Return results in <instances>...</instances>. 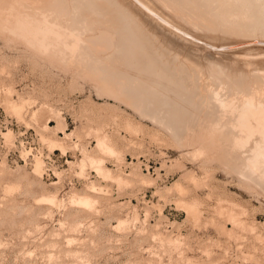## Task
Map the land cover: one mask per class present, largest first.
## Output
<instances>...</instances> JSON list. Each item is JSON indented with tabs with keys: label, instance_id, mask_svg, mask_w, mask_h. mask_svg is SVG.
<instances>
[{
	"label": "rangeland",
	"instance_id": "374dc122",
	"mask_svg": "<svg viewBox=\"0 0 264 264\" xmlns=\"http://www.w3.org/2000/svg\"><path fill=\"white\" fill-rule=\"evenodd\" d=\"M52 1L0 0V264H264L259 134L235 111L264 103V3ZM17 13L73 49L39 51Z\"/></svg>",
	"mask_w": 264,
	"mask_h": 264
},
{
	"label": "bare ground",
	"instance_id": "6f19581e",
	"mask_svg": "<svg viewBox=\"0 0 264 264\" xmlns=\"http://www.w3.org/2000/svg\"><path fill=\"white\" fill-rule=\"evenodd\" d=\"M12 1V0H11ZM15 1V0H14ZM19 1V0H18ZM53 1H55V0H53ZM53 1H52V3H53ZM57 1V0H56ZM65 1V0H64ZM74 1V0H73ZM77 1V0H76ZM94 1V0H93ZM110 1V0H109ZM108 1V2H109ZM112 1V0H111ZM110 1V2H111ZM251 1H256V2H261V3H264V0H251ZM60 2H61V0H60ZM66 2V1H65ZM78 2H79V0H78ZM78 2H77V4H78ZM87 1H83V2H80L79 3V5L80 4H83V3H86ZM102 2H103V4H102V6L100 5V3L98 4H96V6L93 4V8H94V6L97 8L98 7V5H100V7H101V9L98 7L97 9L98 10H101V14L99 13V16L100 15H102V14H104L105 15V13H103L104 11H106V10H103V9H105V7H103V6H105L104 5V2H107V0H105V1H103L102 0ZM32 3V2H31ZM62 3H63V1H62ZM75 3V2H74ZM88 3V2H87ZM86 3V4H87ZM90 3H96V2H91L90 1ZM13 4V3H12ZM72 4V3H71ZM77 4H74V5H77ZM85 4V5H86ZM89 4V3H88ZM19 5V4H18ZM24 5V4H23ZM29 5V4H28ZM58 5V4H57ZM108 5V4H107ZM9 6H10V4H9ZM26 6V5H25ZM63 6V5H62ZM65 6V5H64ZM87 6V5H86ZM88 6H90L91 7V5H88ZM13 7V6H12ZM30 7H31V5H30ZM48 7V6H47ZM72 7H73V4H72ZM81 7V6H80ZM85 7V6H84ZM84 7H82V8H84ZM91 7V8H92ZM102 7H103V9H102ZM106 7H108V6H106ZM150 7V6H149ZM6 8V7H5ZM53 8V6L51 7V9ZM56 8H57V6H56ZM82 8H80V9H82ZM88 8V7H87ZM92 8V9H93ZM96 8H94L93 10H90L89 9V11H91L92 13L94 12V16L97 14V12H98V10L96 11L95 9ZM10 9V8H9ZM13 9V8H12ZM29 9V8H28ZM39 9V8H38ZM44 9V8H43ZM59 9H62V7H60ZM32 10V9H31ZM49 10H50V8H49ZM48 10V11H49ZM73 10V9H72ZM103 10V11H102ZM12 11V10H11ZM37 11V10H36ZM40 11V10H39ZM44 11V10H43ZM51 11V10H50ZM58 10H56V12H57ZM63 11V10H62ZM76 11V10H75ZM85 11H86V14H87V11H88V9L86 10V8H85ZM10 12V11H9ZM46 12H47V10H46ZM60 12V11H59ZM58 12V13H59ZM64 12V11H63ZM68 12V11H67ZM95 12H96V14H95ZM107 12V11H106ZM11 13V12H10ZM44 13V12H43ZM66 13V12H65ZM73 13H75V12H73ZM89 13V12H88ZM37 14V13H36ZM49 14V13H48ZM64 14V13H63ZM53 15V14H52ZM73 15V14H72ZM78 15V14H77ZM87 15H90V14H87ZM98 15V14H97ZM10 16H12V15H10ZM9 16V18H12V20H10L9 22L11 23H9L8 21L4 24V26L3 27H5V25L7 24V23H9L10 24V27H9V25L6 27V28H10V29H12V33H15V31H17L16 32V34L19 32L20 33V35H22L23 36V38L24 39H26V41L27 42H31V44L32 45H34L35 46V48L36 49H40L39 51H41V49H43V51L45 50V51H47L48 53H49V50L52 52V51H54V50H56V52H55V54L57 53H59V54H64L63 52L64 51H66L67 49H73L72 47L74 46V42L71 40V42H67L68 41V39H67V41H65V39L63 38L64 37V35L65 34H62L61 32H59L58 30H55V29H53L52 27H51V25H53V27H54V23L52 24V23H50L46 18V16L44 15V14H42V17H43V20L44 21H38V20H36V18L35 19H33V18H30V17H28L27 15H22V14H15V15H13V17H10ZM50 16V15H49ZM56 16V15H55ZM58 16V15H57ZM80 16V15H79ZM81 16H84V15H82L81 14ZM80 16V17H81ZM8 16L5 14V16H4V18H6L7 20H8V18H7ZM46 17V18H45ZM78 17V16H77ZM85 17H86V15H85ZM90 17V16H89ZM93 16H91V18H92ZM3 18V19H4ZM52 18V17H51ZM74 18V17H73ZM84 18V17H83ZM88 18V17H87ZM90 18V19H91ZM115 18V17H114ZM118 18V17H117ZM117 18L116 19H114L115 21H119L120 22V20L121 19H119V20H117ZM6 19H4V20H6ZM49 19V18H48ZM55 19V18H54ZM62 19V18H61ZM69 19V18H68ZM77 19V18H76ZM80 19V18H79ZM86 19V18H85ZM90 19H89V21H90ZM96 19V18H95ZM72 20V19H71ZM93 20V19H92ZM113 19H112V21H114ZM77 21H78V19H77ZM81 21L83 22V20L81 19ZM111 21V22H112ZM122 21V20H121ZM80 22V21H79ZM85 22V21H84ZM119 22L118 23H111L112 25H117V24H119ZM57 23V22H56ZM55 23V24H56ZM86 23V22H85ZM84 23V24H85ZM91 23V22H90ZM96 23H98V22H96ZM126 23V22H125ZM120 24H122V25H124L125 26V24H124V22H120ZM117 25V27L116 28H118V26H122V25ZM76 24L74 23V26H75ZM88 25H89V23H88ZM127 25L128 24H126V28L124 27V29H123V27H119V29H117L118 31H116V33L117 34H120V31L122 32V31H124L125 29H126V31L127 32H129V30L131 29V27H129V30H128V28H127ZM132 26V25H131ZM1 27V26H0ZM56 27V26H55ZM77 27H78V25H77ZM83 27V26H82ZM86 27V26H85ZM84 27V28H85ZM90 27V26H89ZM114 27V26H113ZM135 27V26H134ZM59 28H60V26H59ZM64 28V27H63ZM62 28V29H63ZM73 28V27H72ZM87 28V27H86ZM71 29V28H70ZM78 29V28H77ZM80 29V28H79ZM78 29V30H79ZM89 29V28H88ZM92 29V28H91ZM134 29V28H133ZM4 30V29H3ZM9 30V29H8ZM65 30H66V28H65ZM64 30V31H65ZM86 30V29H85ZM90 30V29H89ZM80 31V30H79ZM81 31H82V29H81ZM101 31V30H100ZM133 30H131L130 31V34H131V32H132ZM68 32V31H67ZM99 32V31H98ZM113 33H114V30L112 31ZM127 32H124V33H127ZM66 33V32H65ZM78 33V32H77ZM76 33V34H77ZM102 33V32H101ZM115 33V34H116ZM135 34V32H132V34ZM69 34H74L76 37H78L75 33H73V32H69ZM79 34V33H78ZM84 34V33H83ZM93 34V33H92ZM95 34V33H94ZM94 34L93 35H90V36H94ZM100 34V33H99ZM106 34H107V32H106ZM109 34V33H108ZM122 35H123V32L121 33ZM120 34V35H121ZM131 34V35H132ZM13 35H15V34H13ZM80 35V34H79ZM97 35V34H96ZM101 35V34H100ZM120 35H117L118 37L120 36ZM121 35V36H122ZM126 36H128L129 34L127 33V34H125ZM137 34H135L134 36L132 35L131 37H135ZM18 36H19V34H18ZM65 36H68V35H65ZM83 36V35H82ZM85 36V35H84ZM103 36V35H102ZM124 36V35H123ZM122 36V37H123ZM130 36V35H129ZM107 37V36H106ZM117 37V38H118ZM79 38V37H78ZM81 38V37H80ZM100 38V37H99ZM109 39L111 38V37H108ZM120 38V37H119ZM124 39L126 38V37H123ZM122 38V39H123ZM129 38L130 37H128V38H126V40H128L129 42H131V41H133V40H129ZM138 37H135L134 39H136L135 40V42H137L138 41V39H140V38H138ZM109 39H107V40H109ZM112 39V38H111ZM123 39V40H124ZM131 39V38H130ZM75 40V39H74ZM78 40H81V39H78ZM106 40V39H105ZM104 40V41H105ZM106 40V41H107ZM120 40V39H119ZM98 41H99V39H98ZM103 41V42H104ZM82 42V41H81ZM102 42V43H103ZM128 42V45L130 44ZM84 43V42H83ZM109 42H106V44H108ZM113 43V42H112ZM121 43V42H120ZM133 43V44H132ZM138 43V42H137ZM87 44H89V43H87ZM122 44V43H121ZM127 44V43H126ZM131 44L132 45H134V42H131ZM140 44V43H139ZM139 44H138V46H139ZM90 45V44H89ZM89 45H88V47H89ZM94 45V44H93ZM93 45H91V46H93ZM96 45H97V43H96ZM119 45V44H118ZM132 45H130V46H132ZM136 45V44H135ZM133 46V47H135L136 48V46ZM30 46V45H29ZM99 46V45H98ZM107 46V45H106ZM117 46V45H116ZM121 46V45H120ZM125 46V45H124ZM123 46V47H124ZM127 46V45H126ZM125 46V47H126ZM140 46H141V44H140ZM119 47V46H118ZM142 47V46H141ZM140 47V48H141ZM34 48V47H33ZM91 48V47H90ZM93 48H95L94 46H93ZM134 48V49H135ZM92 49V48H91ZM97 49V48H96ZM119 49H121V48H119ZM118 49V50H119ZM123 49V48H122ZM138 49V48H137ZM143 49V48H142ZM133 50V49H132ZM131 50V51H132ZM82 51H83V49H82ZM130 51V50H129ZM137 51V50H136ZM260 51V50H259ZM42 52V51H41ZM50 52V53H51ZM126 52V51H125ZM143 52V51H142ZM45 53V52H44ZM81 53V52H80ZM117 53V52H116ZM262 54H261V56L263 55L264 56V52H261ZM52 54H54V53H52ZM56 54V55H57ZM84 54V53H83ZM88 54V53H87ZM112 54V53H111ZM122 55H125L124 53H121ZM148 54H151V53H148ZM147 54V55H148ZM252 54H253V52H252ZM256 54V53H255ZM255 54H254V56L252 55L251 57H256L255 56ZM85 55V54H84ZM97 55V54H96ZM138 55V54H137ZM242 55V54H241ZM246 55V54H245ZM257 55V54H256ZM83 56V55H82ZM136 56V55H135ZM246 56H248V55H246ZM258 56V55H257ZM59 57H61L60 55H59ZM137 57H139V55L137 56ZM141 57V56H140ZM143 57H144V55H143ZM62 58V57H61ZM130 58V57H129ZM80 59V58H79ZM134 59L135 58H133V61H134ZM148 59V58H147ZM154 59V58H153ZM81 60V59H80ZM131 60V59H130ZM140 60H141V58H140ZM143 60V59H142ZM142 60H141V62H142ZM155 60V59H154ZM253 60V59H252ZM94 61H95V59H94ZM93 61V62H94ZM97 61V60H96ZM137 61V60H136ZM148 61V60H147ZM58 62V61H57ZM141 62H138V63H141ZM153 62H156V61H153ZM96 63V62H95ZM128 63H130V62H128ZM132 63V65H133V63H135V62H131ZM130 63V64H131ZM137 63V62H136ZM146 63V62H145ZM158 63V62H157ZM151 64V63H150ZM128 65V64H127ZM138 65V64H137ZM146 65H147V63H146ZM156 65V64H155ZM95 66V65H94ZM131 66V65H130ZM143 66V65H142ZM149 66V65H148ZM101 67V66H100ZM144 67L146 68V66L144 65ZM94 68V67H93ZM109 68V67H108ZM135 68V67H134ZM139 68V67H138ZM154 68V67H153ZM160 68V67H159ZM103 69H104V67H103ZM103 69H100V70H103ZM107 69V68H106ZM110 69V68H109ZM133 69V68H132ZM137 69V68H136ZM158 69V68H157ZM99 70V69H98ZM108 70V69H107ZM138 70V69H137ZM136 71V70H135ZM154 71V70H153ZM97 72V71H96ZM103 72V71H102ZM106 72V71H105ZM148 72V71H147ZM155 72V71H154ZM112 73V72H111ZM106 74V73H105ZM113 74V73H112ZM115 74H116V72H115ZM135 74V73H134ZM142 74V73H141ZM184 74V73H183ZM129 75V74H128ZM138 75V74H137ZM108 76V75H107ZM110 76V75H109ZM120 76V75H119ZM106 77V76H105ZM123 77V76H122ZM134 77H135V75H134ZM182 77V76H181ZM111 78V77H110ZM110 78H109V80H110ZM136 78V77H135ZM172 78V77H171ZM116 79V78H115ZM142 79V78H141ZM167 79V78H166ZM183 79V78H182ZM130 80V79H129ZM133 80V78L131 79V81ZM135 81H136V79H135ZM149 81V80H148ZM163 81V80H162ZM184 81V80H183ZM182 81V82H183ZM120 82V81H119ZM127 82V81H126ZM121 83V82H120ZM125 84V83H124ZM128 84V83H127ZM150 84V83H149ZM178 84V83H177ZM176 84V85H177ZM264 84V83H263ZM107 85V84H106ZM105 85V86H106ZM110 85V84H109ZM112 85V84H111ZM115 85V84H114ZM120 85V84H119ZM133 85V84H132ZM131 85V86H132ZM135 85L137 86V84L135 83ZM173 85V84H172ZM126 86V85H125ZM138 86H140V85H138ZM137 86V87H138ZM139 88V87H138ZM140 88H142V87H140ZM263 88V87H262ZM120 89H122V88H120ZM143 89V88H142ZM149 89V88H148ZM138 90H140V89H138ZM144 90H145V88H144ZM144 90H143V92H144ZM146 90H147V88H146ZM118 91V90H117ZM148 91V90H147ZM146 91V92H147ZM161 91V90H160ZM262 91V90H261ZM121 92V91H120ZM150 92V91H149ZM148 92V93H149ZM253 92V91H252ZM258 92V91H257ZM138 93H140V92H138ZM137 93V94H138ZM179 93V92H178ZM216 93H218V92H215V94ZM251 93V92H250ZM133 94V93H132ZM134 94H136V93H134ZM146 94V93H145ZM145 94L143 95V96H145ZM151 94V93H150ZM242 94H245V93H242ZM139 95V94H138ZM140 95H142V92H141V94ZM147 95V94H146ZM213 95V94H212ZM218 95V94H217ZM247 95V94H246ZM245 95V97L243 98V100L241 101V102H239L241 105H240V108H237L238 109V112H237V110H235L236 111V113H238L237 114V116H238V120H239V126L242 128V127H244V128H248V131H249V133H252V132H254V131H256L258 134H259V138L257 139V141H255V145H254V147H253V149H252V153H254V156H252V157H254L255 158V160L257 161L258 159H260L263 163H264V103H262L263 102V98L261 99V100H259V101H256V100H254V99H256L257 97H253V95H247L246 96ZM148 96V95H147ZM241 96V95H240ZM254 96H256V95H254ZM122 97H123V95H122ZM146 97V96H145ZM148 97H151V96H148ZM152 97H153V95H152ZM222 97V96H221ZM241 97H243V96H241ZM139 98V97H138ZM137 98V99H138ZM143 98V97H142ZM154 98V97H153ZM216 98V97H215ZM219 98V97H218ZM217 98V99H218ZM224 98V97H223ZM145 99H147V98H145ZM152 99V98H151ZM150 99V100H151ZM221 99V98H220ZM242 99V98H241ZM259 99H260V97H259ZM216 100V99H215ZM219 100V99H218ZM144 101V100H143ZM159 101V100H158ZM225 101V100H224ZM235 101V100H234ZM234 101H231V103L232 102H234ZM145 102V101H144ZM146 102H147V100H146ZM148 102H149V99H148ZM154 102V101H153ZM214 102V101H213ZM221 104H227V103H225V102H223V100H220L219 101ZM228 102V101H227ZM155 103V102H154ZM229 103V102H228ZM216 104V103H215ZM229 105H230V103H229ZM238 105V104H237ZM156 106H157V104H156ZM226 106H228V104L226 105ZM235 106V105H234ZM155 107V106H154ZM224 108H225V106H223ZM239 107V106H238ZM139 108V107H138ZM230 108V107H229ZM223 109V108H222ZM191 110V109H190ZM234 110V109H233ZM179 112V111H178ZM152 114H154V113H152ZM156 114V113H155ZM158 115V114H157ZM160 115V114H159ZM147 116V115H146ZM156 118V117H155ZM250 119L252 120V119H254V124H251V121H250ZM217 120V119H216ZM214 121V120H213ZM233 121H234V119H233ZM216 122V121H215ZM213 124V123H212ZM237 124H238V122H237ZM226 125V124H225ZM234 125V124H233ZM231 126V125H230ZM238 126V127H239ZM182 127V126H181ZM222 127V126H221ZM227 127V126H226ZM231 128V127H230ZM228 129V128H227ZM168 130H169V128H168ZM241 130V129H240ZM223 131V130H222ZM215 132V131H214ZM199 133V132H198ZM204 134V133H203ZM216 134V133H215ZM244 134V133H243ZM206 135V134H205ZM209 135V134H208ZM211 135V134H210ZM218 135V134H217ZM255 135V134H254ZM197 136V135H196ZM199 136V135H198ZM201 136H202V134H201ZM241 136V135H240ZM257 136V135H256ZM213 137V136H212ZM204 138V137H203ZM203 138H202V140H203ZM218 139V138H217ZM239 139V138H238ZM195 140V139H194ZM210 140V139H209ZM240 140H243V139H240ZM198 141V140H197ZM206 141V140H205ZM208 141V140H207ZM248 141V140H247ZM196 142V141H195ZM201 142V141H200ZM219 142V141H218ZM235 142H237L236 140H235ZM240 142V141H239ZM242 143H243V141H242ZM199 144V143H198ZM212 144V143H211ZM216 144H217V142H216ZM241 144V143H240ZM211 146V145H210ZM245 146V145H244ZM206 147V146H205ZM220 147V146H219ZM222 147V146H221ZM211 149V148H210ZM244 153V152H243ZM247 156V155H246ZM248 158V157H247ZM251 160L253 159V158H250ZM245 160V159H244ZM244 160H243V162H244ZM247 160V159H246ZM259 161V160H258ZM257 161V163H260V162H258ZM255 162V161H254ZM253 162V163H254ZM254 164H256V163H254ZM262 164V163H261ZM39 165V164H38ZM254 173V172H253ZM243 176V175H242ZM248 177V176H247ZM262 188V187H261ZM81 199V198H80Z\"/></svg>",
	"mask_w": 264,
	"mask_h": 264
}]
</instances>
